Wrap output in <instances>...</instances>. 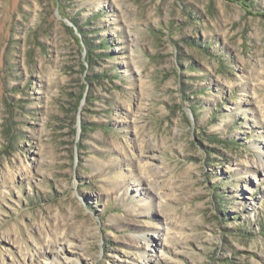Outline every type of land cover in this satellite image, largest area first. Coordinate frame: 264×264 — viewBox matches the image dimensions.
Masks as SVG:
<instances>
[{
	"label": "rangeland",
	"instance_id": "374dc122",
	"mask_svg": "<svg viewBox=\"0 0 264 264\" xmlns=\"http://www.w3.org/2000/svg\"><path fill=\"white\" fill-rule=\"evenodd\" d=\"M262 158L264 0H0V264H264Z\"/></svg>",
	"mask_w": 264,
	"mask_h": 264
},
{
	"label": "bare ground",
	"instance_id": "6f19581e",
	"mask_svg": "<svg viewBox=\"0 0 264 264\" xmlns=\"http://www.w3.org/2000/svg\"><path fill=\"white\" fill-rule=\"evenodd\" d=\"M259 164H260V166L261 167H263L264 166V158H262L260 161H259ZM163 231H164V234L162 235L163 237H162V239H163V242H165L166 241V236H167V234H168V231H169V228L168 227H166V228H163ZM159 232V231H158ZM142 240H144L145 241V246L147 245V241H146V239H142ZM144 258L146 259V257H145V255H144Z\"/></svg>",
	"mask_w": 264,
	"mask_h": 264
}]
</instances>
